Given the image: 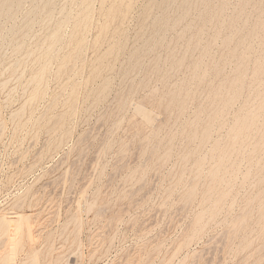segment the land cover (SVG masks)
<instances>
[{"label": "rangeland", "instance_id": "374dc122", "mask_svg": "<svg viewBox=\"0 0 264 264\" xmlns=\"http://www.w3.org/2000/svg\"><path fill=\"white\" fill-rule=\"evenodd\" d=\"M84 1L0 12V264H264V0Z\"/></svg>", "mask_w": 264, "mask_h": 264}, {"label": "bare ground", "instance_id": "6f19581e", "mask_svg": "<svg viewBox=\"0 0 264 264\" xmlns=\"http://www.w3.org/2000/svg\"><path fill=\"white\" fill-rule=\"evenodd\" d=\"M9 1L10 0H2L1 2H0V12L3 10V8H5V6L6 5H8L9 6ZM89 0H86V1H84V3L86 4V6H89V2H88ZM159 1V0H158ZM188 2H189V0H183V4L184 5H187L188 4ZM79 3V2H78ZM125 0H122L121 1V3L118 5V6H116L113 10H111L110 9V11H108L109 13L107 14V16L106 17H109V18H111V19H113V18H116V17H118L120 14H122V13H125ZM192 5V4H191ZM260 5V4H259ZM7 6V7H8ZM203 6V5H202ZM52 9V8H51ZM50 9V10H51ZM170 9V8H169ZM244 12V11H243ZM158 14V13H157ZM72 15V14H71ZM264 17V16H263ZM227 18V17H226ZM6 19V18H5ZM223 19V18H222ZM225 19V18H224ZM78 20V19H77ZM151 20V19H150ZM174 20V19H173ZM207 20V19H206ZM45 21V20H44ZM52 21V20H51ZM160 22H159V26H162V20H159ZM184 21V20H183ZM227 21V20H226ZM242 21V20H241ZM259 21V20H258ZM262 23V22H261ZM85 27V26H84ZM68 28V27H67ZM13 29V28H12ZM230 29V28H229ZM240 33V32H239ZM238 33V34H239ZM63 37V36H62ZM59 38V34H58V30H55L52 34H51V36H50V40L52 41V42H54V41H57V39ZM244 38V37H243ZM240 39V38H239ZM248 39H250V38H248ZM25 40V39H24ZM258 43V42H257ZM74 47V46H73ZM150 48V47H149ZM196 48V47H195ZM264 47H262V49H263ZM71 53V52H70ZM241 53V52H240ZM229 54V53H228ZM67 55V54H66ZM74 55V54H73ZM77 55V54H76ZM55 56V55H54ZM29 58V57H28ZM73 58H75L74 56H73ZM14 59V58H13ZM60 60V59H59ZM223 60V59H222ZM18 62V61H17ZM241 62V61H240ZM69 63V62H68ZM17 64V63H16ZM264 65V59H263V61L261 62V66H263ZM67 66V65H66ZM65 66V67H66ZM160 67V66H159ZM147 69V68H146ZM45 67L43 66V67H41L40 68V70H39V72L37 73V75L32 79L33 81H34V83H36V86L38 85V84H40V82H41V80H42V77H43V74H44V72H45ZM8 71V70H7ZM6 71V72H7ZM145 71V70H144ZM59 73V72H58ZM193 79V78H192ZM31 80V81H32ZM241 83H242V78L241 77H239V76H237V77H235V78H233V79H231L230 81H229V87H230V89H231V91L233 92L232 94H234V93H236L237 91H238V89H239V87H240V85H241ZM1 84H3V83H1ZM245 84V83H244ZM29 85H30V83H29ZM28 86V85H27ZM147 86V85H146ZM145 86V87H146ZM244 88V87H243ZM108 90V89H107ZM258 91H260V90H258ZM38 94H39V92H38V90L36 89V91L34 92V95H33V97H36V96H38ZM119 94V93H118ZM124 95H126V93L124 94ZM231 97V96H230ZM232 97H233V95H232ZM255 98V97H254ZM253 98V99H254ZM231 99V98H230ZM259 99H261V98H259ZM232 100V99H231ZM256 100V99H255ZM252 102V101H251ZM126 103V102H125ZM253 103V102H252ZM257 103V102H256ZM127 105V104H126ZM132 105H133V103H132ZM255 106V105H254ZM264 106V99H261L260 100V102H259V107H258V110H261L262 109V107ZM116 108V107H115ZM147 109V108H146ZM146 109L144 110L142 107H139V106H135V111L138 113V114H140L147 122L149 121V123H150V121H156L155 119L158 117L157 115H152V113L150 114V113H148V111H146ZM244 111H245V109H244ZM150 112V111H149ZM19 113V112H18ZM262 113V112H261ZM242 113H240V115H241ZM15 115V114H14ZM111 115V114H110ZM151 115L152 116H155V119L154 118H152L151 117ZM17 117V116H16ZM59 117H62L61 115L59 116ZM256 117H257V115H256ZM261 117V116H260ZM62 121V118H59L58 120H57V124H60V122ZM148 123V124H149ZM155 123V122H154ZM253 123V118H252V116H250V117H245L244 119H243V121L241 122V124H239V125H237V127H235L234 129H233V131H232V135H233V138H239V137H241L242 136V134L251 126V124ZM152 123H150V125H151ZM153 125V124H152ZM63 126V125H62ZM151 127V126H150ZM253 128H255V127H253ZM253 130V129H252ZM156 134V133H155ZM228 135H229V132H228ZM255 136V135H254ZM228 137V136H227ZM243 147H245V146H243ZM249 152V151H248ZM234 158V157H233ZM252 159V158H251ZM249 160V159H248ZM229 165V164H228ZM217 169L218 168H216L214 171L216 172L217 171ZM215 172H212V178H215L216 176H215ZM220 173V172H219ZM227 173H228V171H227ZM244 177V176H243ZM212 180V179H211ZM230 183V182H229ZM193 191V190H192ZM193 194V193H192ZM189 195V194H188ZM190 196V195H189ZM189 198V197H188ZM217 198V197H216ZM95 202V201H94ZM211 202V201H210ZM209 202V203H210ZM95 204V203H94ZM8 213V212H7ZM6 213V214H7ZM6 214L4 215V216H2V217H0V230L1 229H3L1 232H0V241L1 242H3L4 240L5 241H7V240H10L11 241V239H10V236L11 235H9V233H10V228H12V227H15L16 228V231H11V232H14V234H18V235H22L23 233L22 232H20V231H22L23 230V227H22V223H23V220H24V218L25 217H23L22 215H19V214H13V212H11V214H8V216H6ZM17 230H20V231H17ZM29 231V230H28ZM30 233V232H29ZM29 233H28V235H29ZM12 234V233H11ZM35 234H36V232H35ZM38 235V234H37ZM31 236V234L29 235V237ZM28 237V238H29ZM32 237V236H31ZM31 237L29 238L30 240H31ZM34 238H36V237H34ZM37 240V239H36ZM18 241V240H17ZM32 241V240H31ZM0 242V243H1ZM9 242V241H8ZM15 242V241H14ZM32 243V242H31ZM4 244H7V242L6 243H4Z\"/></svg>", "mask_w": 264, "mask_h": 264}]
</instances>
